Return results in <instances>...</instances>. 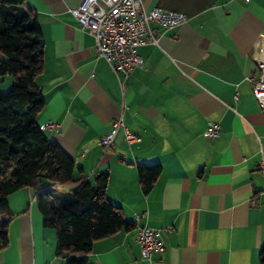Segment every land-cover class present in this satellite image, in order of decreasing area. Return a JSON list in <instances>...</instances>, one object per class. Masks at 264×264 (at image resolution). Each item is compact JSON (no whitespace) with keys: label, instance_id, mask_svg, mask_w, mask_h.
I'll return each mask as SVG.
<instances>
[{"label":"crops","instance_id":"0c3cea01","mask_svg":"<svg viewBox=\"0 0 264 264\" xmlns=\"http://www.w3.org/2000/svg\"><path fill=\"white\" fill-rule=\"evenodd\" d=\"M81 1L24 4L43 40L37 122L58 125L44 131L73 157L78 177L93 182L108 169L105 196L132 223L95 240L90 264H259L264 112L252 87L264 52V0H142L145 9L178 11L186 20L151 22L157 41L135 47L142 64L126 78L96 54L94 36L73 16ZM11 83L4 76L3 85ZM119 119L140 140L128 142L119 129L103 146ZM210 122L220 127L213 139L203 134ZM152 165L160 172L144 191L138 169ZM36 194L24 186L8 195L13 217L0 264H65ZM141 226L159 230L163 251L142 258Z\"/></svg>","mask_w":264,"mask_h":264},{"label":"trees","instance_id":"16d2710c","mask_svg":"<svg viewBox=\"0 0 264 264\" xmlns=\"http://www.w3.org/2000/svg\"><path fill=\"white\" fill-rule=\"evenodd\" d=\"M25 0H0V250L8 244L13 217L8 195L24 186L36 190L43 225L56 233L55 254L65 264H90L93 242L132 223L105 196L109 171H97L93 182L78 177L74 159L53 141L37 122L43 94L35 78L43 66V40L39 23ZM160 172L159 165L138 169L141 188L147 191ZM69 187L58 195L54 186ZM264 264V244L259 247Z\"/></svg>","mask_w":264,"mask_h":264},{"label":"built area","instance_id":"2783aa9c","mask_svg":"<svg viewBox=\"0 0 264 264\" xmlns=\"http://www.w3.org/2000/svg\"><path fill=\"white\" fill-rule=\"evenodd\" d=\"M71 12L81 28L94 36L96 54L103 57L124 78L129 76L133 68L142 64L135 47L157 41L154 30L150 27L151 22L174 27L186 20L185 14L178 11L163 10L159 7L145 9L142 0H82ZM257 65L259 76L253 81L252 93L264 112V52L257 58ZM57 126L47 123L42 128ZM119 129H122L128 142L140 140V137L131 133L119 119L114 122L110 132L100 139V143L103 146L112 145ZM219 131V124L210 122L203 134L206 138L213 139L219 135ZM258 167L264 176V155L261 156ZM159 233V230L148 226L138 227L136 240L140 245L142 258H150L154 252L163 251Z\"/></svg>","mask_w":264,"mask_h":264},{"label":"rangeland","instance_id":"374dc122","mask_svg":"<svg viewBox=\"0 0 264 264\" xmlns=\"http://www.w3.org/2000/svg\"><path fill=\"white\" fill-rule=\"evenodd\" d=\"M2 82V81H1ZM0 82V87H3L2 89H4L6 91V89H9L11 86H9V88H6L7 86H4L3 83ZM66 191V189H64V187H60L58 190H56V194L60 195L62 193H64Z\"/></svg>","mask_w":264,"mask_h":264}]
</instances>
